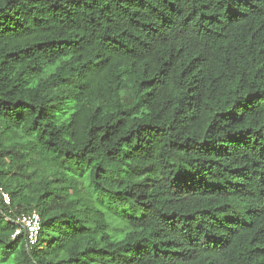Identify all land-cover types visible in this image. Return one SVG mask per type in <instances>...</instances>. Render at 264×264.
<instances>
[{"label": "trees", "instance_id": "trees-1", "mask_svg": "<svg viewBox=\"0 0 264 264\" xmlns=\"http://www.w3.org/2000/svg\"><path fill=\"white\" fill-rule=\"evenodd\" d=\"M0 188V264H264V0H0Z\"/></svg>", "mask_w": 264, "mask_h": 264}, {"label": "built area", "instance_id": "built-area-1", "mask_svg": "<svg viewBox=\"0 0 264 264\" xmlns=\"http://www.w3.org/2000/svg\"><path fill=\"white\" fill-rule=\"evenodd\" d=\"M0 199L4 204H10L9 194L2 188H0ZM9 219L16 225L13 236L24 235L27 241L26 248L35 244L41 230V218L37 211L32 210L27 213H20Z\"/></svg>", "mask_w": 264, "mask_h": 264}]
</instances>
